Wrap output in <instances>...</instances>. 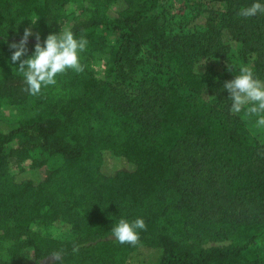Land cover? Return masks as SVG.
I'll list each match as a JSON object with an SVG mask.
<instances>
[{
    "label": "trees",
    "instance_id": "obj_1",
    "mask_svg": "<svg viewBox=\"0 0 264 264\" xmlns=\"http://www.w3.org/2000/svg\"><path fill=\"white\" fill-rule=\"evenodd\" d=\"M215 1L192 28L170 29L166 0H124L117 13L72 23L88 46L112 42L109 66L77 77L81 93L56 111L0 121V264H121L141 247L158 252L156 264H264V142L222 90L241 65L264 82V13L237 15L252 0ZM70 2L0 0V12L42 18L46 36L65 28ZM17 36L0 31V64ZM30 96L20 71L0 77V102ZM54 155L57 168L48 164ZM105 155L126 167L103 174ZM60 194L79 219L74 236L23 239L34 223L59 220ZM218 194L225 204H212ZM137 217L146 225L138 242H118L111 227Z\"/></svg>",
    "mask_w": 264,
    "mask_h": 264
},
{
    "label": "rangeland",
    "instance_id": "obj_2",
    "mask_svg": "<svg viewBox=\"0 0 264 264\" xmlns=\"http://www.w3.org/2000/svg\"><path fill=\"white\" fill-rule=\"evenodd\" d=\"M124 0H71V2L65 7L63 16L60 21H66L65 28H70L75 21L89 18L95 12H101L107 10L109 12L117 13L124 6ZM216 6L215 0H166L164 8L166 9V18L168 19L170 29L175 30L178 26L187 24L190 28L195 25H200L202 18H204L203 11L211 9ZM36 17H31L29 20H17L13 10L0 12V31L6 30L9 34H19V37L15 40L18 42L23 35L25 28H30L32 36L29 38L27 44V51L25 56L30 54L34 43L36 42L34 36L39 33L41 41L44 39L46 26L44 20L40 17L37 18L35 24H32V20ZM109 41L106 44H94L89 45L81 53V64L84 65L82 72H75L68 70L65 73L58 74L56 77V84L49 85L42 88L39 94L33 95L20 104H11L8 101L0 102V121L9 125L16 121L23 120L34 116H43L48 113L56 111L60 106L66 104L72 98L77 97L81 93V89L76 81L77 77L88 78L91 76H97L103 73L110 62V44ZM12 44V43H11ZM143 70L151 65V55H149L147 49L143 53ZM11 56V55H10ZM10 56L6 57L0 64V77L5 76L11 70H18V62L13 64L10 61ZM24 57H22L23 59ZM142 74V73H141ZM244 120V123L257 140L264 142V128H257L255 126L254 115H249L243 109L239 112ZM187 147L181 150L182 157L187 158L191 156L189 151H185ZM192 151V150H191ZM31 156V155H30ZM36 158L32 155L31 158H27L22 167H26L27 163ZM62 158L59 155L51 156L48 160V164L52 168H57L61 165ZM126 167L125 163L110 155L104 156V162L101 171L105 175H112L117 170ZM9 171L14 170L12 163H9L6 167ZM37 171L32 170L33 178H37ZM203 197V195H201ZM225 194H218L211 197L212 204H225ZM58 210L60 218L55 223H42L37 222L28 227L24 232L22 238H53L58 240H66L74 236V222L78 221L75 214H71L67 208L70 201H66L64 195L60 194L58 198ZM232 206V212L236 215L239 211L243 210L237 206ZM230 208V207H229ZM237 219L236 217H232ZM35 228V230H34ZM10 242H6L4 245V252L11 249L12 243H17L18 239L15 237ZM25 254H30L31 249H25ZM158 260V252L153 249L141 247L135 251L126 254L124 261L121 264H156ZM92 263V262H91ZM90 264V263H89ZM93 264V263H92Z\"/></svg>",
    "mask_w": 264,
    "mask_h": 264
},
{
    "label": "clouds",
    "instance_id": "obj_3",
    "mask_svg": "<svg viewBox=\"0 0 264 264\" xmlns=\"http://www.w3.org/2000/svg\"><path fill=\"white\" fill-rule=\"evenodd\" d=\"M258 13H264V0H252L249 6L241 7L237 15L248 18ZM37 18L31 21L32 24H35ZM31 36V29L25 28L20 40L11 44L14 51L10 56L13 64L18 62L19 71L31 94H39L42 88L56 84L58 74L70 69L77 73L84 70L81 53L89 43L85 36H77L71 29L63 28L49 32L41 41L37 33L30 54L25 56ZM222 90H227L232 112L239 113L243 109L249 115L256 117L255 126L258 129L264 128V82L256 78L252 68L241 65L234 78L225 81ZM145 227L142 217L131 221L120 218L111 227V232L120 243L136 244L139 240L138 230ZM56 256L58 257L59 253Z\"/></svg>",
    "mask_w": 264,
    "mask_h": 264
}]
</instances>
